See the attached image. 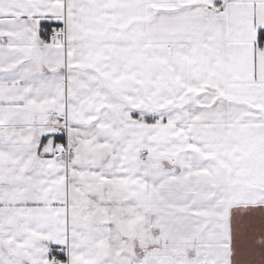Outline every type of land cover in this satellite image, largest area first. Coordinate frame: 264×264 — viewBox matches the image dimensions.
<instances>
[{
  "label": "snow or ice",
  "instance_id": "1",
  "mask_svg": "<svg viewBox=\"0 0 264 264\" xmlns=\"http://www.w3.org/2000/svg\"><path fill=\"white\" fill-rule=\"evenodd\" d=\"M0 264H264V0H0Z\"/></svg>",
  "mask_w": 264,
  "mask_h": 264
}]
</instances>
